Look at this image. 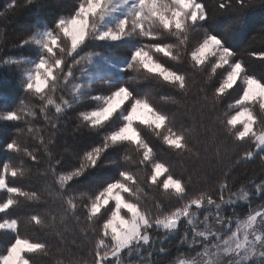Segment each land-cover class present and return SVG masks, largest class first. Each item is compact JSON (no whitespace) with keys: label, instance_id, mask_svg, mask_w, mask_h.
<instances>
[{"label":"snow or ice","instance_id":"1","mask_svg":"<svg viewBox=\"0 0 264 264\" xmlns=\"http://www.w3.org/2000/svg\"><path fill=\"white\" fill-rule=\"evenodd\" d=\"M254 9L73 0L19 27L0 47V264H66L72 246L69 264H264V24L228 42Z\"/></svg>","mask_w":264,"mask_h":264},{"label":"trees","instance_id":"2","mask_svg":"<svg viewBox=\"0 0 264 264\" xmlns=\"http://www.w3.org/2000/svg\"><path fill=\"white\" fill-rule=\"evenodd\" d=\"M8 2V0H0V11H3L4 5ZM73 0H45L46 7L41 8H32L29 10H18V12L15 15H9L7 17H0V30H3L0 32V47H5V50L8 52H14L15 49L11 47V42L16 38V31L19 29L20 26H22L25 22L28 21V19L32 16H35L39 14L41 17H44L47 19V21L51 22L55 19L56 15L59 13H66L70 11L72 6ZM245 19L247 20L248 27L247 29L238 34L235 38L229 37L228 42L230 45H232L236 50L242 49L246 42L247 37L251 35L257 28H259L262 24H264V10L261 9H254L250 10L246 13ZM228 22V17H217L215 20H213L210 24V27L213 29H216L217 32H219L223 26ZM12 71H15V69H12ZM250 71L257 75H264V65H261L259 63L253 62L250 65ZM0 77L5 79L6 81L9 79L7 73L0 74ZM19 100V90H15V94L12 98L11 103L8 105L9 109L15 107L16 103H18ZM164 108H172L173 105L170 104H162L161 105ZM2 127V125H0ZM9 135H12L14 133H11V128L8 129ZM23 140V137H21ZM192 141L190 140V143ZM257 165H252L251 167L255 169V171L259 172V167ZM188 166L191 167V163H188ZM177 174H179V167L176 168ZM21 230L24 233L31 234L33 231L32 227L30 225H27L25 223L21 224ZM0 243H3V237L0 236ZM74 251L64 254H57L56 259H60L66 262V264H69V262L76 261L81 259L79 256V250L75 249L74 246H72ZM36 264H41V258H36ZM47 264H56L55 259H49L47 261Z\"/></svg>","mask_w":264,"mask_h":264},{"label":"clouds","instance_id":"3","mask_svg":"<svg viewBox=\"0 0 264 264\" xmlns=\"http://www.w3.org/2000/svg\"><path fill=\"white\" fill-rule=\"evenodd\" d=\"M210 11H212V9H210ZM191 24H188L187 25V29L190 30L191 29ZM138 35V34H137ZM172 36L176 37L180 43L177 45V48L178 50L182 53L183 52V42H184V39L186 38L187 35H193V33L191 31H186V34H181V33H176V32H173L171 33ZM156 103H159V101H154Z\"/></svg>","mask_w":264,"mask_h":264}]
</instances>
